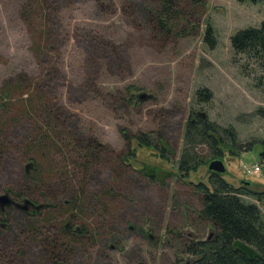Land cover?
<instances>
[{
  "label": "rangeland",
  "instance_id": "374dc122",
  "mask_svg": "<svg viewBox=\"0 0 264 264\" xmlns=\"http://www.w3.org/2000/svg\"><path fill=\"white\" fill-rule=\"evenodd\" d=\"M162 1L0 0V264H189L186 243L215 236L196 189L211 190L212 150L176 175L196 113L222 141L217 175L264 192V74L230 43L264 22V0H174L171 20L155 16ZM240 197L264 220V202Z\"/></svg>",
  "mask_w": 264,
  "mask_h": 264
},
{
  "label": "trees",
  "instance_id": "16d2710c",
  "mask_svg": "<svg viewBox=\"0 0 264 264\" xmlns=\"http://www.w3.org/2000/svg\"><path fill=\"white\" fill-rule=\"evenodd\" d=\"M174 5V0H163L156 9L155 16L160 15L164 20L166 18L171 20V11ZM158 28H163V23H159ZM212 32L211 27H207L204 33V41L210 47L215 45ZM230 43L236 54H244L253 59L264 74V22L258 27H248L237 31L230 38ZM196 96L198 100L205 101L211 94L207 90H199ZM257 114L264 121V110H259ZM216 135L215 125L202 118L195 122H192L191 119L186 122L182 137V153L177 162L176 175L178 177L187 178L191 171L197 170L203 164L195 152V147L198 145H206L212 150L211 161L220 159L221 153L215 150L222 144V141H219ZM132 139L140 147H151L152 145L151 142H148L149 139L146 135ZM159 143L161 146L160 141ZM152 146L160 152L163 159L167 158L166 148H157L155 144ZM95 152L94 142L91 141L85 152L87 153L86 158H95ZM131 158H135L134 153L130 157H124L123 161ZM209 174L211 190L202 183L196 185V189L203 195L198 216L211 223L215 230V236L210 241L186 243L183 253L192 258L189 264H264L258 259L249 261L244 255L232 249V243L239 240L254 248L264 257V220L255 204L246 203L240 197L243 194L252 195L257 201L264 202V192H243L241 189L230 186L219 175ZM148 176L152 177V175ZM73 205L72 208L76 211L77 204Z\"/></svg>",
  "mask_w": 264,
  "mask_h": 264
},
{
  "label": "water",
  "instance_id": "95a60500",
  "mask_svg": "<svg viewBox=\"0 0 264 264\" xmlns=\"http://www.w3.org/2000/svg\"><path fill=\"white\" fill-rule=\"evenodd\" d=\"M255 1V0H252ZM150 98L149 95H146L144 93L137 95V99L140 101H145L148 100ZM198 115L202 118L205 119L206 115L204 113H198ZM29 167V165L27 166V168ZM207 171L210 173H215V174H224L226 172L225 166L223 164V162L220 159H215L211 162L208 163L207 167H206ZM248 184V183H246ZM0 201L2 202V204H10V200L8 199L7 196H2L0 198ZM26 203H31L27 200L24 201V204ZM43 207V205H37L34 206V210L38 211ZM232 249L234 251H237L239 253H241L242 255H244L249 261H254L255 259H258L262 262H264V257L262 255H260L254 248H252L251 246L247 245L246 243L236 240L232 243Z\"/></svg>",
  "mask_w": 264,
  "mask_h": 264
},
{
  "label": "built area",
  "instance_id": "2783aa9c",
  "mask_svg": "<svg viewBox=\"0 0 264 264\" xmlns=\"http://www.w3.org/2000/svg\"><path fill=\"white\" fill-rule=\"evenodd\" d=\"M243 172L246 175H257L258 173H260V166L258 165L244 166Z\"/></svg>",
  "mask_w": 264,
  "mask_h": 264
},
{
  "label": "flooded vegetation",
  "instance_id": "af4514ba",
  "mask_svg": "<svg viewBox=\"0 0 264 264\" xmlns=\"http://www.w3.org/2000/svg\"><path fill=\"white\" fill-rule=\"evenodd\" d=\"M199 118H201V117L198 115V113H196L195 115H192V117H191V121H192V122H195V121H197ZM29 202H31V201H29ZM14 204H15V203H14ZM25 205H29L31 209H33L34 206H37V205L33 204L32 202H31V203H26ZM24 208H26V206H24Z\"/></svg>",
  "mask_w": 264,
  "mask_h": 264
}]
</instances>
